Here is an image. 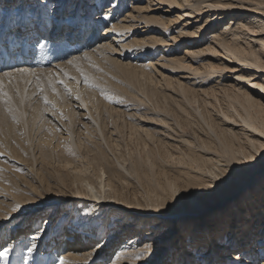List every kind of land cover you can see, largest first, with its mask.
Wrapping results in <instances>:
<instances>
[{"label": "bare ground", "instance_id": "1", "mask_svg": "<svg viewBox=\"0 0 264 264\" xmlns=\"http://www.w3.org/2000/svg\"><path fill=\"white\" fill-rule=\"evenodd\" d=\"M46 1L30 0L27 2L25 0L20 2L23 3V7L21 5L17 9L20 14L18 16L19 23L15 20L11 26L8 25L7 34L4 30V37H0V65L6 64L4 69H7L8 72L6 73L9 75H4L5 77L15 80V77L18 76L16 80H20L24 90L34 74L39 75V82L43 88L50 87L49 81H51L55 85V92L61 94V103L67 104L65 115L68 119L58 117L64 129L55 126L53 118L48 120L52 123L50 125V139L55 137L56 144H63L64 141L71 144L70 153L69 148L64 149L66 152L62 150L65 155L59 154L58 163L62 164L64 169H71L72 171L71 174L74 177L72 191H74V188L77 189V192L74 191L71 195L72 201H76L75 205L79 212H83V217L85 214H91L89 216L94 217L93 220H96L99 216L100 218L92 224L96 227L98 233L96 235L93 232L88 233L92 235L88 238L90 242L96 240L97 243L88 249L77 251L76 255L78 257L69 255L70 257L64 260L66 264H81V261H84L83 263L90 261L89 264H92L90 258H94L93 260L98 262L101 261L99 259L102 258V251L110 248L111 243L114 245L113 240L121 231L115 228L113 223L117 211L112 210L109 213L111 215L109 223L103 221L106 212L109 209L116 208L118 204L124 205V210H133L129 211L132 214L130 222L126 220L123 225L133 224L129 227L133 228L134 216H140L136 223L145 226V229H147V231L140 234L141 237L144 235L145 242L143 240L141 242V238L136 235L129 237L126 242L123 238V245L116 250L114 257L105 264H156L160 259V255L162 257L168 244L169 235L173 231L175 233L176 231L179 232L177 237L180 239L182 246H180L177 253H172V259L170 258L171 260L164 264H172V261L176 259V264H192L194 259L199 264H264V0H141L145 2L144 5L135 4L128 13L119 18L120 22L103 27L102 35L104 37L109 33H114L108 38L110 41L107 42L105 38L101 39L100 34V41L97 43L98 37L95 35V31L99 25L95 18L97 12L95 13L93 0H82L84 7L79 1L80 10L78 8L74 10L75 2L78 3V0L66 4H64V0H60L52 2L51 6ZM118 1L114 0L112 6H117ZM67 5L74 19L77 18L75 16L79 10V20L76 23L67 22V27L62 25L63 22L58 20L59 17H56L53 22L55 27L54 24H51V32H47V15L51 11L59 13L58 11L65 10ZM162 5L166 7H161ZM39 7V22L36 23L33 20L35 18L33 15L37 14ZM160 7L163 8L162 13H172L174 9L177 10V13L173 14L175 18L172 21L180 24L175 35L167 36L166 40L169 41L164 45L171 46L169 49L173 53H177L178 44L180 42L184 43L182 55L177 58H168L169 63L167 64L170 67L173 64L175 66L173 68L176 69L191 71L196 79L192 83H189V80L185 82H179L178 80L176 90L180 98L174 111L172 108L171 114V117H174V119L171 118L174 120V124H168L169 127L167 126L171 129V133L167 131L166 136L170 137L175 145L182 143L181 147L174 145L176 148L174 153L164 152L159 146L149 148L148 143L150 141L156 143L153 140L154 137H149V135L148 140L143 139L142 142L143 156L140 153L138 157H135L128 169L124 165L123 159L116 157L110 163L111 161H108L104 150L96 152L87 149L84 151L81 144L77 143L74 133L76 120L73 118L74 113L70 114L73 111L72 108L69 109V106L74 105H69L70 102L67 103L64 100L62 95H65L63 93L65 89L59 81L63 80L68 87L73 89L74 96L71 95L70 98L79 97L77 100L80 101V105L76 101L80 106L78 108L85 107V109L82 108L86 111L83 117L87 119L88 123H84V131H97L100 137L106 141L100 116L97 117L92 112V109H97L95 99L90 98L93 94L90 90H86L84 86L77 87L76 83L79 76L77 77L75 69H83L86 63L84 61L87 59L94 62L101 58L112 59L110 54L107 53L112 48L111 51H114V42L118 41L119 48L122 50L126 48V43L122 40L124 31L128 33L131 28H134L138 29L136 32L139 33L142 27L148 29L150 26L168 29V26L171 25L169 23L170 15L163 16L160 13L156 19L150 16L153 11ZM21 10L22 12H20ZM31 11L36 13L32 14ZM8 18L12 22L15 17L9 15ZM8 18L6 17V20ZM185 18L188 19L184 20ZM183 20L184 22H182ZM89 21H94L95 26L90 28L86 34L89 37L88 40L85 36L82 39L81 32H85L87 26H90ZM4 23L1 24L4 25ZM141 24L143 25L139 27ZM212 26L213 29L209 30ZM18 38H23V43L18 42ZM91 39L95 41L93 44L97 46L96 48L84 51L83 57L72 56L70 58L71 63L69 61L66 64L64 63V67H60L62 64L59 63L54 64L53 66L56 65L58 71L51 72L52 70L47 71L45 68L37 70L21 69V66L32 64L33 61H35V64L44 67L47 63H51V61H46L47 58L55 61L63 59L64 55L70 56L72 53L79 52L77 48H87ZM102 40L105 41L101 45ZM162 42L165 43L164 40ZM141 44H145V42ZM166 50L168 49H164V51ZM140 51H144L143 46L138 51L134 50L133 54L140 56ZM16 55L18 57H15ZM37 55L39 56L38 60ZM146 61L152 64L150 60ZM193 64L195 65L193 66ZM131 65L138 66L131 62L126 63V66L130 68L129 74L131 76H140L143 80H148L151 77V74L147 71L148 68L136 70L135 66L132 67ZM140 66L147 67L145 65ZM15 67L21 68L12 70ZM4 76H0V84L8 82L5 81ZM71 78H75V80L70 82ZM227 79H230L232 83L227 84ZM222 80L225 82H222ZM33 81L35 82V79ZM243 82L246 86L241 84ZM142 83L144 84V82ZM72 84L75 85L74 88H72ZM239 84L241 85L239 86ZM205 85L211 86L203 87ZM50 88L52 89V87ZM46 89L48 91L49 88ZM32 90L33 87L30 90L27 89V100L31 99ZM47 91L44 95H48V99H51ZM154 92H156V89ZM155 94L158 93L151 94L149 98L153 99L155 103L161 102L158 98L162 97L158 94L157 97H159L157 98ZM20 97V102L24 100L25 104L26 98L22 94ZM210 97H213V100L218 103V107H214V112L213 108L212 110L209 109L211 107L209 105H212V102L208 100ZM219 97L227 100L226 106L220 101ZM5 100L0 104V116L4 104L11 107L9 110L4 111L6 118L13 116V113H17V111L23 116L25 112L21 111L20 105H17L16 111L11 106L12 104L7 99ZM36 110H38V112L35 111L36 114L40 116L38 106H36ZM212 115H216V118H213ZM39 116L34 113L33 121L35 122V119ZM45 122L46 120H43L42 123L45 124ZM42 123L39 126L43 129L44 124L42 125ZM185 127L193 131V137H195L193 142L187 140L186 137V139L183 138L182 129ZM47 131L48 127L46 133ZM41 141L39 140L38 143H43ZM147 141L149 142L147 143ZM73 149H77L78 152L82 149L79 161H75L76 150ZM62 155L64 156L61 157ZM35 156L34 160L37 161ZM153 156L157 160L159 158L162 160L170 158L173 164L172 167L170 166V170H156L157 166L153 167ZM143 164L145 165L143 166ZM168 171L172 173L167 174ZM243 174L246 176H242ZM126 175L134 176L136 182L144 186L148 193L147 196H149L146 198L154 196V200L150 201L152 205L149 207L150 209L141 207L139 202L137 203L141 208L134 209L123 201L127 200L123 192L125 185H128V182L124 181L127 178ZM157 176L163 178V182ZM44 178L46 180V177ZM20 192L21 196H12L14 204L21 203L24 200L23 197L26 192ZM58 200H61V198H58ZM131 202L128 203L134 205ZM170 203H172V207H170ZM10 205H12L11 202ZM81 206L85 208L84 211L79 208ZM148 212L154 213L155 216L149 215ZM150 220L152 221L149 222ZM105 227V233L107 231L109 234L106 241L101 239L102 233L100 232ZM13 229L14 227H10L9 233H13ZM110 229H113V231L109 232ZM68 230H72L73 233L76 231L72 227H69ZM43 232L44 230L25 236L24 240L22 238L18 239L20 247L23 245L21 242L27 241L28 238L35 239L36 242L43 235ZM205 234L209 236L205 237ZM201 235L205 237H201L204 239V245L201 243L196 244V241L191 242L192 238L200 239L199 236ZM13 239L14 237H9V241ZM172 245L178 246L175 242L170 243V252L174 249ZM3 247L1 246L0 249ZM11 247H5L7 256H0V264H15V261L19 260L18 256L10 258V253L13 251V249L11 251ZM146 247L147 255H140ZM72 250L69 248L65 251V254L68 255ZM196 255L199 257L197 258Z\"/></svg>", "mask_w": 264, "mask_h": 264}, {"label": "rangeland", "instance_id": "2", "mask_svg": "<svg viewBox=\"0 0 264 264\" xmlns=\"http://www.w3.org/2000/svg\"><path fill=\"white\" fill-rule=\"evenodd\" d=\"M24 1L25 0H21L20 2ZM26 1L28 2L30 0ZM58 1L60 0H47L46 3L51 6L52 2L54 3ZM71 1L74 0H64V4H66L67 2L71 3ZM79 1L81 2L82 0H78V3L75 2L74 10L76 8L80 10ZM93 1V7L96 10L95 13L97 12V16H95V18L97 20L96 22L99 25L97 27V30L95 31V35L98 37L96 43L100 41V34L101 39L105 38L107 42L110 41L108 38H110L111 35H114V33H109L107 36L104 37L102 35V32L104 30L103 27H105L106 25H111L115 22H120L119 18L123 17L125 13H128L131 10L132 6H135V4H145V2L141 0H119L117 2V6L113 7L112 5L114 3V0ZM18 2L19 0H0V37H4V30L6 31L5 34H7L8 25L11 26L15 20V22L19 23L18 16L20 14L18 12L19 10L17 9H19V7H21L23 3L21 4L19 2L18 4ZM81 4L84 7V3L81 2ZM161 7L166 6L162 5ZM161 7L153 11L150 16L156 19L158 18V15L160 13L163 16L170 15L171 17L169 18V23H171V25L168 26V29L161 28L158 26H150L148 27V29L146 27H142V29L139 30V33L136 32V30L138 29L134 28H131L130 32L128 33L124 31V35H122V40L124 43H126V48L122 50L121 48H119L118 41H116V43L114 42V51H111L113 49L112 48L107 53L110 54L112 59L108 60V58H101L97 62L87 59L84 61L86 63L83 69H75V71L77 72V77L79 76V83H76L77 87L79 88L84 86V88L86 87V90H90L93 94V96H91L90 98L95 99V107H97V109H92V112L95 116H100L102 130L105 134L106 141L100 137L99 132L97 131H84V123H88L87 119L83 117V114L86 111L82 110V108L85 109V107L81 106L82 108H78V106L80 105V101L74 97L70 98L71 95L74 96L73 89L69 87V89H71V94L64 90L63 93H65V95H62L67 103L70 102L69 105H74L69 106V109L70 107L72 108L73 111L70 114L72 115L74 113L73 118L76 120V125L74 127V133L76 135L75 140L77 141V143L81 144L82 149L84 151H86L87 149H92L96 152L104 150L107 154L108 161H111L110 163H112V160H115L116 157H118L119 159H123L124 165L128 169L130 168V165L132 164V161L135 159V157H138L140 153L143 156V139L148 140L147 138L154 137L153 140L156 141V143H153L152 141H147V143L149 142L148 145H150L149 148L159 146V148L161 147L160 149H162L164 152L169 153H174L176 151V145H182V143L175 145V142H173L170 137L166 136L167 131L171 133V129L167 128V126L168 124H174V120H172L174 119V117L172 118L171 114L172 108L174 111V109L177 107V101L180 98V95H178V92L176 90L178 80L179 82H185L186 80H189V83H192L196 79L194 78L195 76L191 74V71L176 69L173 68L175 67L173 64H171V67L167 64L169 63L168 58H177L182 55L181 52L183 50L182 48L184 47V43L180 42L178 44L179 46L176 49L177 53H173L172 50L169 49L171 48V46L164 45L167 44L166 42L169 41L166 40L167 36L175 35L177 31L176 29L180 26V24L174 23V21H172V19L175 18V15L173 14L177 13V10L174 9L172 13H162L161 10L163 8ZM116 9L118 12L115 11ZM79 10L77 11V14L75 16L78 19H74L73 15H71L72 12H70L68 5L66 6L65 10L58 11L59 13L51 11L52 13L50 12L46 18V31L51 32V26L54 24L53 22L55 21L56 17H59L58 20H61L63 22L62 25L67 26V22L76 23L79 20ZM39 11L40 7L37 11V14H35L36 12H30L32 14H35L33 15V17H35L36 19L34 18L33 20L36 23L39 22ZM20 12H22V10ZM9 15L13 18L17 17V19L14 18V20H12L11 22L10 18H8ZM6 17L8 18L7 20ZM186 19L188 18H185L184 20ZM184 20L182 22H184ZM3 22H5L4 25L1 24ZM89 22L90 26H87L85 32H81L82 39H84L85 36L86 40H88L89 37L88 35L86 36V34L90 30V28H93V26H95L93 23L94 21ZM142 25L143 24L139 25V27H141ZM53 26L55 27V24ZM67 27L65 28L66 30ZM212 29L213 26L209 30ZM15 32L17 33L18 31L16 30ZM161 39L164 40L165 43L162 42ZM105 40H102L103 42L101 41V45L104 43ZM18 42L23 43V38H18ZM94 42L95 41H92L91 39L88 45V47L91 46L90 48H77L79 52L72 53L70 56L64 55L63 59L53 61V59L47 58L46 61H51V63H47V65L44 67L35 64V61H33L32 64L29 63L26 66H21L22 68L15 67L12 70H15L16 68H28L26 70H37L45 68L47 69V71L52 70L51 72H53L54 70L58 71L57 66H53L54 64L59 63L60 65L62 64V66L60 67H64V65L71 60L70 58L72 56L78 58L83 57L84 51H90L92 48L94 49L97 47L95 46V44H93ZM142 42H145V44H141ZM142 46L144 48V51H140V56H135L133 54V51H138ZM164 49L168 50L164 51ZM161 50L163 51L161 52ZM15 57H18V55H16ZM37 57L38 60L39 56L37 55ZM146 60H150L152 64H149V62H147ZM127 62H131L132 64L138 65H131L132 67L135 66L136 70L148 68L149 70L147 69V71L151 74V77L148 80H143L140 76H131V74H129L130 68L129 66H126ZM4 65L6 64L0 65V76H4L6 72H8L7 69H4ZM140 65H145L147 67H141ZM194 65L195 64H193V66ZM81 72H83L90 78L89 84H84ZM38 77L39 75L34 74L33 77L28 81L25 90L22 88L20 80H16L18 79V76L15 77V80H13V78L5 77V81H8L9 83L2 82V86L3 92L7 93V96H0V104L4 102L5 99H7V101L12 104L11 106L16 109V111L17 105H20L19 107L21 108V111H23V113L25 112L22 116L21 114H19V111H17V113H13V116H9V118H6L4 115V111L9 110L11 107L10 105L8 106L4 104L0 116V247L4 246L0 249V252L5 251V247L8 248L9 246H12L11 251L12 249L13 251L10 253L11 257L10 255L9 257H19V260L17 262L15 261V264H60L59 262L61 260H65L67 257L69 258L72 255H75L74 257H78V255H76L77 251L88 249L92 247L93 244L97 243L96 240L90 242L88 238H90V236L92 235H89L88 233L93 232V234L95 235L98 233V231H96V227L92 224H94L95 221L99 220L100 216L96 220H93L94 217L92 218V216H89L91 214H85L83 217V212H79L77 206L75 205L76 201L73 202L71 196L73 195L74 191L75 193L77 192L76 188H74V191H72V181L74 179L71 174L72 171L71 169H64L62 164L58 163L59 154L65 155V153H62V150H64L65 148H69L70 153L71 144L65 141L64 143L61 142L63 144H56V141H54L56 139L55 137H53L54 139H50V125L52 123H50L48 120L53 118V122L56 124L55 126H59L60 128L64 129V126H62L58 117H65L66 120L68 119L67 115H65V113L67 112V104L61 103L62 101L60 99V93L53 92L50 87L43 88V86H41L39 82ZM166 77L168 80L166 79ZM34 79L35 82L33 81ZM11 80H13V82H11ZM69 81L73 82V79L71 78ZM142 82H144L145 85ZM222 82L225 81L222 80ZM226 83L230 84L232 83V81H230V79H227ZM241 84L245 85L244 82ZM241 84H239V86ZM93 85L97 86L94 87ZM218 85H220V83H218ZM71 86L72 88L75 87L74 84H72ZM208 86L205 85L203 87ZM32 87L33 92L30 96L31 99L27 100V89L30 90L32 89ZM41 88L43 89V92L40 91ZM46 88H49L48 91H52L48 92ZM44 89L51 96V99H48V104L44 103L43 98L45 96L44 93L46 92ZM155 89L156 92H154ZM144 91L147 92L149 95L147 93L144 94ZM150 91L153 93H151ZM154 93H158L162 97L158 98V94H155L159 101H163L164 104L163 102L155 103L153 99L149 98L151 94ZM21 94L26 98L25 104L23 102L24 100L20 102ZM105 95L111 97V99H105ZM219 98L220 101L223 102V104L226 106L227 100L222 99L221 97ZM208 100L212 102V105H209L211 106L209 109L212 110L213 108L214 112V109L218 107V103L213 100V97H210ZM76 101L79 103V105L78 103H76ZM159 103L162 105H160ZM36 106H38V109H40V116L35 112H38V110H36ZM34 113L35 115L39 116L35 119V122L33 121ZM16 114H18L19 116H17ZM167 116L169 119L167 118ZM212 117L216 118V115H212ZM43 120H46L45 124L42 123ZM215 120L217 121V119ZM41 123L42 125L44 124L43 129L39 126ZM163 125L165 128L163 127ZM47 127L48 131L46 133ZM182 131L183 138H187V140L189 139L191 142H193V140L195 139V137H193V131L188 127L183 128ZM164 139L166 142L164 141ZM39 140H42L41 142L43 143H38ZM157 143H159L160 145H157ZM73 150H76L74 157L75 161H79L81 157L80 154L82 152H78L77 149ZM64 151L66 152V150ZM64 155H62L61 157H63ZM34 156L37 158V161L34 160ZM153 158L154 161H152L154 164H152L154 165V168L157 166L156 170H170V166L172 167L173 165L172 160H170V158H164L163 160L161 158H159L160 160H157V158L155 159V156H153ZM144 165L145 164H143V166ZM171 173V171H168L167 174ZM126 176L127 178L124 181H127L128 185H125L126 187L123 188V192L124 197L127 200L123 201H125L128 206L131 205L129 207L134 209H140L142 206L148 209L150 206H152L150 201L154 200V196L151 197L152 199L146 198L149 196H147L148 193L144 186L137 183L136 178L134 176ZM242 176L245 177L246 175L243 174ZM44 177H46V180ZM60 178H62L61 181H59ZM93 178L94 176L92 177V179ZM157 178H159V180L163 182V178H161L160 176H157ZM20 191L26 192L25 196L23 197L24 200L21 203L14 204L12 202V196H21ZM150 194L152 193L150 192ZM58 198H61V200H58ZM126 201H132L131 203H133L134 205L129 204ZM10 202L12 205H10ZM137 202L140 203L141 207L138 205ZM13 206L16 207L13 208ZM170 207H172V203H170ZM79 208L83 211L85 210V208L82 206ZM112 210L118 212L113 223L115 225V228H118L121 231L118 232L115 239L113 240L114 245H112L111 243L110 248H106L105 250H103L102 253L104 255L100 253L102 254V258L99 259L101 261L98 262L93 260L94 258H90L92 264H105L108 260H111L114 257L116 250H118L123 245V238H125L124 242H126L129 237H131L132 235H136L141 238V242L142 240L144 241V235L141 237L140 234L143 231H147V229H145V226H141L136 223L138 222V217L140 216H134L135 219H133V221L135 223L133 228H129L133 224L123 225L126 220L130 222L132 214L129 213V211L133 210H124V205L118 204L116 208L109 209L106 212V215L104 216L103 220L105 223L106 221L107 223H109L111 219V215H109V213L112 212ZM135 213L139 214L140 212ZM148 213L151 216H155L153 215L154 213ZM151 221L152 220H150L149 222ZM10 227H14L12 231L13 233H9ZM69 227H72L76 231L73 233L72 230H68ZM105 229L106 227L102 229V231H100L102 233L101 239H103L104 241H106V239L109 237L107 231L105 233ZM42 230H44V232L43 235L39 238V240L35 242V239L32 240L28 238L27 241L21 242V244L23 243V245L20 247V242H18V239L22 238L24 240L25 236L33 235L35 232L39 233V231L41 232ZM112 231L113 229H110L109 232ZM178 233L179 232L177 231L176 233L174 231L170 233L167 242V247L164 253L162 254V257L160 255V259L158 262H156V264H164L165 262L170 261L172 259V253L178 252V249L180 248V246H182V243L179 241L180 239H178L177 237ZM10 236L14 237V239L9 241ZM208 236V234H205V237ZM199 237L200 239H196V237L192 238L191 242L196 241V244L201 243L204 245V239L202 238L205 237H203V235ZM182 240L184 239L182 238ZM172 241L177 243L178 246L175 247L172 245V247L174 249L176 248V250L173 249L170 252V243H173ZM69 248L73 250L70 251L68 255H66L65 251ZM198 257L199 256H197V258ZM176 261L177 259L175 261H172V264H176ZM83 262L84 261H81V264L90 263V261H86L85 263ZM196 262L198 263V261L194 259V262L192 264H195Z\"/></svg>", "mask_w": 264, "mask_h": 264}, {"label": "snow or ice", "instance_id": "3", "mask_svg": "<svg viewBox=\"0 0 264 264\" xmlns=\"http://www.w3.org/2000/svg\"><path fill=\"white\" fill-rule=\"evenodd\" d=\"M69 63H71V61H69ZM5 75H9V74L6 73ZM65 75H66V73H65ZM81 76L83 78L84 84L87 85V84L90 83V78L86 74H84L83 72H81ZM72 79L75 80V78H72ZM59 83L61 85H63V87H64V89H65L66 92H68L69 94H71V89H69L68 85L65 84L63 80H60ZM77 83H79V81H77ZM49 85H50V87H52L53 92H55L56 91L55 85L51 81H49ZM93 86L96 87L97 85H93ZM40 91L43 92V89L41 88ZM0 96H4V97L7 96V93L3 92V86H2V84H0ZM78 98L79 97H77V99ZM43 99H44V103L45 104H48L49 103V100H48V97L47 96H44ZM105 99H111V97L105 95ZM140 255H142V256L143 255H147V247L145 248V251L143 253H141ZM0 256L6 257L7 256V249H5V251H3V252H0ZM60 264H66V262L64 260H61L60 261Z\"/></svg>", "mask_w": 264, "mask_h": 264}]
</instances>
